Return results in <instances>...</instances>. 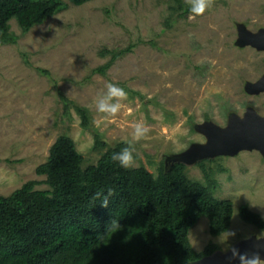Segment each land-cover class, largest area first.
Listing matches in <instances>:
<instances>
[{
    "label": "rangeland",
    "instance_id": "1",
    "mask_svg": "<svg viewBox=\"0 0 264 264\" xmlns=\"http://www.w3.org/2000/svg\"><path fill=\"white\" fill-rule=\"evenodd\" d=\"M63 1L66 8L26 33L12 19L17 42L0 41L1 195L45 178L35 168L62 133L72 138L86 165L100 156L93 148L95 134L104 151L131 139L132 125L143 121L151 132L134 145V167L143 165L156 175L162 162L168 167L206 142L201 124L225 128L230 115L243 118L249 110L264 116V91L247 87L264 76V49L237 43L242 28L264 29V0H215L195 18L190 11L172 10L174 0H92L78 6ZM129 44L132 49L114 59L105 74L92 72L111 57L101 50ZM109 82L123 88L128 99L113 122L97 127L94 100ZM58 90L86 109L88 127L81 125L73 104L64 109ZM210 158L205 169L217 182L214 195L232 200L226 232L235 235L221 242L226 232L211 236L207 218L201 217L188 237L197 251L212 241L227 252L241 239L264 235L239 216V207L246 205L264 219V156L243 149ZM197 161L187 163L186 172L207 183Z\"/></svg>",
    "mask_w": 264,
    "mask_h": 264
},
{
    "label": "trees",
    "instance_id": "2",
    "mask_svg": "<svg viewBox=\"0 0 264 264\" xmlns=\"http://www.w3.org/2000/svg\"><path fill=\"white\" fill-rule=\"evenodd\" d=\"M68 1L78 6L92 0ZM174 1L172 10L189 12L182 0ZM66 7L63 0H0V41L17 42L12 19L26 33ZM131 49L132 44L101 50L111 57L92 72L105 74L114 59ZM58 97L66 110L73 104L81 125L89 126L85 108L60 90ZM94 137L93 148L100 153L95 163L85 165L72 138L62 133L35 168L43 180H27L8 195L0 194V264H195L219 250L210 241L197 251L188 237L201 217L207 218L213 237L230 227L232 200L214 195L217 182L205 169V162L214 158L197 161L207 183L190 178L181 161L168 167L162 162L154 175L143 165L124 169L112 160L127 146L125 141L101 151L105 143ZM40 184L47 188H36ZM108 188L114 195L102 207L93 197L98 191L106 195ZM239 216L264 230V219L246 205L239 207ZM113 220L119 224L115 231Z\"/></svg>",
    "mask_w": 264,
    "mask_h": 264
},
{
    "label": "water",
    "instance_id": "3",
    "mask_svg": "<svg viewBox=\"0 0 264 264\" xmlns=\"http://www.w3.org/2000/svg\"><path fill=\"white\" fill-rule=\"evenodd\" d=\"M237 43L241 46L252 45L264 49V29L257 33H250L245 32L242 28ZM247 87L253 92L264 91V76ZM198 129L205 134L206 142L189 148L178 158H175L172 163L181 161L187 164L215 155H232L243 149H256L264 156V116L256 114L253 110H249L243 118L234 114L230 115L229 123L225 128L207 122L201 124ZM232 249H236L238 254H247L248 256L257 253L264 260V235H252L241 239L229 251L220 252L217 250L213 254L197 260L195 264H240L239 255L234 257Z\"/></svg>",
    "mask_w": 264,
    "mask_h": 264
},
{
    "label": "clouds",
    "instance_id": "4",
    "mask_svg": "<svg viewBox=\"0 0 264 264\" xmlns=\"http://www.w3.org/2000/svg\"><path fill=\"white\" fill-rule=\"evenodd\" d=\"M184 2L189 6L192 18H195L203 15L207 10L211 9L214 6L215 0H184ZM105 88L106 91L98 95L94 100L95 110L98 114H100V118L94 120V124L97 127H99L102 123L113 122L123 107L122 102L128 99V93L116 84L109 82L105 85ZM129 113H131V109H129ZM150 132V126H148L145 122H135L132 125L131 139L125 141L127 146L122 148L119 152L114 153L112 155V160L117 161L124 169L134 167V145L147 139ZM112 195H114L113 189L108 188L106 195H104L101 191H98L95 193L93 199L100 200L101 206L107 207L109 204V197ZM111 228L113 231L119 228V224L116 220L112 221ZM229 235L235 234L226 232L221 242L226 241ZM232 252L234 257L239 255L240 264H264V260H262L257 253L248 256L247 254H238L236 249H232Z\"/></svg>",
    "mask_w": 264,
    "mask_h": 264
}]
</instances>
